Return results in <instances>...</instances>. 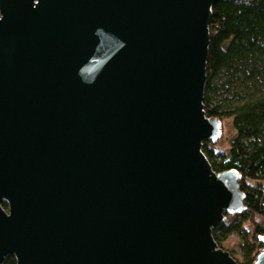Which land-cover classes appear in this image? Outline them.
I'll return each mask as SVG.
<instances>
[{"label": "water", "instance_id": "95a60500", "mask_svg": "<svg viewBox=\"0 0 264 264\" xmlns=\"http://www.w3.org/2000/svg\"><path fill=\"white\" fill-rule=\"evenodd\" d=\"M218 1L0 0V264H240L202 150Z\"/></svg>", "mask_w": 264, "mask_h": 264}, {"label": "trees", "instance_id": "16d2710c", "mask_svg": "<svg viewBox=\"0 0 264 264\" xmlns=\"http://www.w3.org/2000/svg\"><path fill=\"white\" fill-rule=\"evenodd\" d=\"M209 32L204 110L220 130L229 119L235 136L226 151L216 150L217 139L203 141L202 150L215 172H237L246 206L224 213L212 234L240 264H253L264 236V0L218 1ZM231 235L242 238L240 259L223 245ZM3 264L17 263L7 256Z\"/></svg>", "mask_w": 264, "mask_h": 264}, {"label": "rangeland", "instance_id": "374dc122", "mask_svg": "<svg viewBox=\"0 0 264 264\" xmlns=\"http://www.w3.org/2000/svg\"><path fill=\"white\" fill-rule=\"evenodd\" d=\"M222 91H218L216 96L220 97ZM222 97V96H221ZM235 136V131L229 119L222 122V129L220 136L217 138L215 143L216 150L226 151L233 137ZM230 218V217H228ZM262 222V221H261ZM242 238L237 235H231L226 241L223 242L224 247L232 251L233 255L240 259V246L242 243Z\"/></svg>", "mask_w": 264, "mask_h": 264}]
</instances>
